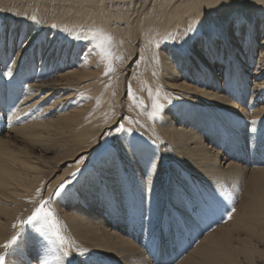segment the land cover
<instances>
[{"label":"bare ground","instance_id":"1","mask_svg":"<svg viewBox=\"0 0 264 264\" xmlns=\"http://www.w3.org/2000/svg\"><path fill=\"white\" fill-rule=\"evenodd\" d=\"M262 30L264 0H0V125L8 112L10 125L20 124L9 131L19 132L20 139L28 142L48 141L46 134L59 131L66 138L57 151L68 145L70 137L74 138L67 160L75 161L98 141L100 132L114 126L121 106L126 120L113 127L111 135V130L105 131L112 146L99 150L98 156L92 155L90 161L86 154L79 157L73 167L85 161L88 165L83 166L78 184L70 179L69 184L64 182L69 185L67 189L73 187L89 197L105 190L112 193L118 190L120 195L122 191L129 189L131 194L140 188L137 192L141 193L143 184L132 180L130 170L137 174L135 164L141 167L147 162L146 169H139V173H144L147 199L151 202L149 210L156 211L157 206L160 208L169 201L174 214L179 209L188 216L189 207L185 208L184 200L195 198L197 202L192 200L193 204L201 205L206 194L216 200L229 195L230 184L235 182L242 166L228 158L243 159L246 149L253 156L264 152V125H260L264 121V78L254 85L257 95L250 103L259 105L258 111L249 104L246 111L235 102L243 87L242 80H238L240 66L236 62L247 65L257 47L255 41L261 43L256 73L264 71V34L257 40ZM187 43L197 48L185 55L184 50L190 48H186ZM136 52L142 58L140 69L134 72L127 65ZM214 57L232 69L226 75L227 83L233 85L228 90L234 94L230 99L218 88L212 90L201 84L202 76L214 68ZM120 59L119 67L116 63L112 66ZM174 66L183 72L181 81L179 74L174 73ZM128 71L130 76L123 85L127 96L119 104L122 93L119 84ZM204 77L208 78V74ZM186 78L197 82V86L186 83ZM166 79L175 82L166 83ZM186 102L188 107L196 106L192 109L200 115V122L219 118L218 127L202 135L207 138L215 128L219 130L213 132L214 137L211 135L215 142L211 146L198 145V136H192L180 126L163 129L162 117L186 107ZM221 113L226 118H221ZM234 117L246 118L245 126L237 125ZM168 121L169 124L171 120ZM59 124L66 130H59ZM7 145L10 143L0 140V146ZM222 150L226 151L225 155L220 154ZM218 156L223 161L218 162ZM163 159L171 175L167 187L161 181ZM38 161V157L20 149H11L5 159L0 154V253L7 249L5 260L17 248H7L8 239L19 229L30 209H21L28 201L27 192L39 190L40 193L42 189L45 171ZM32 175L37 179L34 187L28 186L33 184ZM64 175V179L60 175L61 178L49 184V189L46 187V194L69 176ZM192 185L196 192H192ZM73 203L78 205L76 200ZM120 203L122 198H117L114 205L121 206ZM63 213L69 232L77 241L97 240L91 246L95 249L101 248V241L110 239L101 221H82L83 216L89 217L83 208H64ZM218 235L222 242L227 240L226 229H221ZM105 246L98 250L114 258L117 253L106 249L108 244ZM218 246L206 241L198 250L200 258L218 264H238L237 257L242 255L247 262H253L245 243L236 253L227 248L219 253ZM56 249L46 250V263L67 264L62 250ZM16 252L14 257H18ZM126 252L131 257L139 255L141 250L130 242ZM19 262L23 264V258ZM125 264L134 263L127 260Z\"/></svg>","mask_w":264,"mask_h":264},{"label":"rangeland","instance_id":"2","mask_svg":"<svg viewBox=\"0 0 264 264\" xmlns=\"http://www.w3.org/2000/svg\"><path fill=\"white\" fill-rule=\"evenodd\" d=\"M263 34L264 30H262L257 37L258 41L262 39ZM254 44H256L257 47L255 51L249 50V52L252 51V55L251 60L246 61L247 65L245 66L243 62H236L240 66L238 80H242L243 87H241L235 102L236 106L245 107L246 111L248 110V104L250 108L253 107L256 110L258 109L259 105L250 104L253 99H255L254 95H257L253 87L258 81L264 78V71L256 73V70H258L256 61L261 43L255 41ZM192 45L193 44L189 45V43H187L186 48H190H187V51L184 50L185 55V52L191 54L193 50H196L197 46ZM140 58H138V52L134 53L127 67L132 68L134 72L138 71L141 66ZM118 62L119 64L122 63L121 59L114 62L112 66H114L115 63L118 64ZM119 64L117 67H119ZM212 64L214 65L213 70H208L204 75L206 76L208 74V78L202 76L201 84L212 90L218 88L219 91H222L226 99L232 98L234 94L229 93L228 90H231L233 85L227 83L226 76L232 69L229 67L227 68V66L216 57L212 59ZM173 70L175 74H179L178 80L181 81L180 74L183 72H181L177 66H174ZM124 76L123 81L119 84V88L122 89L119 104L123 102V99L127 96L126 89L123 90V85L126 81L125 78L127 79V77L130 76V71L124 74ZM184 81L192 86H197V82L192 79L186 78ZM170 82L175 81L166 79V83ZM163 89L169 90L167 86H163ZM188 104L189 103L186 102V107H181L179 110L174 111V114L169 115V117H162L161 121L165 122L162 125L163 129L171 126H180L188 130L192 136H198V145L202 143L203 145L210 144L211 146L215 143L212 141L214 137L213 132H219V130L215 128L211 132L213 137L210 135L207 138H203L202 135H207L210 128L218 127L219 118L212 119L210 122H200V115H197V112L192 109L196 106L192 105L188 107ZM118 108L120 111L118 117L114 121L116 124H114V128L117 127L122 120H126L124 109L121 106ZM98 111L99 110H97V114L99 113ZM8 115L10 114L6 112L2 117L0 140H6L10 145L0 146V154L5 159L6 155L11 154V149H20L21 152L23 151L24 153L38 157L40 160L38 163L40 165L37 164L39 167H42L45 172H43V186L42 189L40 188V193L38 192L39 190L33 191L32 193L27 192L28 201L21 209L25 210L30 208L29 212L25 214L24 219L20 222L19 229L8 239L7 248L12 246H17V248L11 250L6 260L7 249L1 252L0 264H7L8 261L19 264L20 258H23V264H47L46 262L48 260L46 261V259H48V256L45 254L48 251L46 250L52 247L53 249L54 247L57 248L56 251L58 252L62 250L64 261H66L67 264H125L127 260H130L134 264H218L215 262H206L200 258L202 255H200L198 250L206 241H211L215 245H219V253H223L222 251L226 252V248L230 252L236 253V249L242 247V244L245 243L250 248L248 255L250 259L253 258V262H247L245 257L240 255L239 258L237 257L238 264H264V152L260 155L253 156V154H249L248 149H246L243 153V159L236 157L228 158L229 161L240 163L242 168L235 182L230 184L228 191L229 195L226 198L223 197L222 199L220 198V200H216L213 197L211 198L209 194H206L204 195L205 199L201 198V205L199 203V205H194L192 200L195 203L197 201L193 198L190 200L192 204L190 203L191 205L188 206L187 204L190 202L189 199L184 200L183 203L185 208L189 207L186 210V213L189 212L190 214H188V216L185 215V212H183V214L179 209H175V211L178 210V212L176 211L174 214L173 206L169 201L162 203L160 208L157 206L156 211L152 212L148 207L151 205V202L149 203L147 199L149 198V193L146 182L143 180L144 173H139V169H146L145 164H147V162L142 164L141 167L139 163L135 164L137 174L130 170V173L133 175L132 180L139 184H143L141 193L137 192L139 190L141 191V189L138 188L137 191L134 190L131 194L128 189L122 191L121 194L118 195V190L117 193H112L104 188V192L95 193L89 197L84 193L81 194L73 187L67 189L70 182L72 183L74 181L75 185L79 183L80 172L83 170V166L85 167L88 165L86 161L77 168L73 167L72 164L84 154L88 156L87 160L90 161L93 159L92 155H94V157L98 156L97 152H99V150H104L110 145L112 146L113 143L108 140L109 133L105 131H109L113 127L108 128V130L104 132H100L101 134H99L98 141L95 144L93 143L88 149L86 147L87 150H84L85 152L78 156L75 161H72L67 160V154L73 146V144L71 145V139L74 138L70 137L68 145L61 151L57 150L59 147H62L60 145L66 137H63L59 131H50L49 134H46L48 141H44L45 139L43 142L41 139H37L34 142L22 140L20 139L19 132L9 131L12 127H16V125L20 126V124L14 126V123H12L13 125H10ZM219 116L221 118H226L223 113ZM262 116H264V112ZM170 117H173V119H170ZM168 120H171L169 124ZM246 120L247 119L244 117H234V121L237 125L241 124L243 127L245 126ZM124 122L126 123V121ZM124 122H122V126L125 125ZM260 125H264V121ZM58 126L60 127L61 125L59 124ZM60 128L59 130H66L62 129V127ZM112 130L110 131V135L112 134ZM45 142H49L48 145ZM246 145L247 143H245L244 146ZM223 147L225 148V145ZM213 149L214 148L210 150L217 156V150ZM255 151L256 150L253 152ZM225 153L226 151L222 150L220 154L225 155ZM256 153L259 154V152ZM253 159L259 161L257 163H252L251 160ZM163 161L161 162L163 165L161 178L164 180L161 181L164 187H167L169 186L168 179L171 175L167 172V163L164 161V164ZM220 161L223 160L218 156V162ZM123 167L126 168L125 165H123ZM65 173L69 174L68 178L59 184L57 189L52 188L49 194H46V187L48 188L49 184L53 183L57 177L59 179L62 176V179H64ZM30 177L33 184H28V186L34 187V181L37 179L33 175ZM69 179L71 180L70 182L68 181ZM193 186L194 185H192V187ZM181 188L183 187L180 186V189ZM194 188L195 186L192 192H196ZM165 192L166 188L162 190L163 194ZM187 192H189V190L186 188L185 193ZM116 195H118L117 198H122V203H120L121 206L114 205L117 199L115 198ZM198 196H196L197 200L202 195ZM91 197L94 199H91ZM74 200L77 201L78 205L73 203ZM208 203H210V205H208ZM180 204H182V202ZM109 207H112V210H110ZM64 208H73L75 210H81V208H83L89 217L83 216L85 218H82V221L85 222L87 219H90L93 223L101 221L103 225L106 226L105 232L109 233L108 238L110 239L101 241V248L95 249L91 246L93 243L98 242L97 240L83 238L82 242H79L76 238L74 239L73 234L69 232V227L66 224V217L63 213ZM165 218L168 221H166ZM37 228H39V230ZM221 229H226L227 231V240L223 242L222 239L218 238L220 235H218V233ZM54 240L57 241L55 242ZM130 242L137 245L141 250L139 255L128 256L126 250ZM105 244H108L106 249L117 253L113 256L114 258L98 250L105 249ZM15 252L18 253V257L13 256ZM135 258L137 259L135 260Z\"/></svg>","mask_w":264,"mask_h":264}]
</instances>
